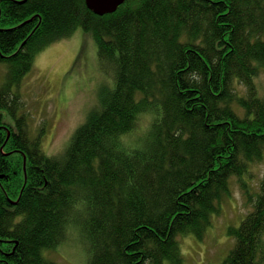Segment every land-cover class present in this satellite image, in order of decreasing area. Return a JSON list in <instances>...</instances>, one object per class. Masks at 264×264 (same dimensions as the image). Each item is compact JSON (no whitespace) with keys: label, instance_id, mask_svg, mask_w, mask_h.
Masks as SVG:
<instances>
[{"label":"trees","instance_id":"1","mask_svg":"<svg viewBox=\"0 0 264 264\" xmlns=\"http://www.w3.org/2000/svg\"><path fill=\"white\" fill-rule=\"evenodd\" d=\"M78 28L112 82L49 156L18 115L20 84ZM0 63V264H53L44 252L73 231L86 264H183L178 238H203L235 176L253 206L224 264H264V177L255 194L244 179L264 160V0H127L104 16L0 0Z\"/></svg>","mask_w":264,"mask_h":264},{"label":"rangeland","instance_id":"2","mask_svg":"<svg viewBox=\"0 0 264 264\" xmlns=\"http://www.w3.org/2000/svg\"><path fill=\"white\" fill-rule=\"evenodd\" d=\"M6 75L7 66L0 63V88ZM110 78L99 69L97 46L91 34L80 28L71 37L52 44L37 55L33 69L20 84L23 108L18 115L25 116L31 137L42 136V148L47 155L57 156L65 151L73 134L97 103L101 86L111 84ZM257 85L259 95L264 96L263 68ZM142 119L138 133L148 123V117ZM5 153L9 155V152ZM263 177L264 160L253 164L250 173L244 176L250 192H258ZM230 188V193L221 201L220 212L212 216L211 225L202 239L194 235L178 238L183 264H224L234 246L229 230L239 227L253 206L236 176L231 178ZM44 256L53 264H86L88 257L85 245L75 231L56 249L46 250Z\"/></svg>","mask_w":264,"mask_h":264},{"label":"water","instance_id":"3","mask_svg":"<svg viewBox=\"0 0 264 264\" xmlns=\"http://www.w3.org/2000/svg\"><path fill=\"white\" fill-rule=\"evenodd\" d=\"M88 8L98 16L115 13L126 0H85Z\"/></svg>","mask_w":264,"mask_h":264},{"label":"flooded vegetation","instance_id":"4","mask_svg":"<svg viewBox=\"0 0 264 264\" xmlns=\"http://www.w3.org/2000/svg\"><path fill=\"white\" fill-rule=\"evenodd\" d=\"M8 136H10V133H8ZM25 159V158H24Z\"/></svg>","mask_w":264,"mask_h":264}]
</instances>
